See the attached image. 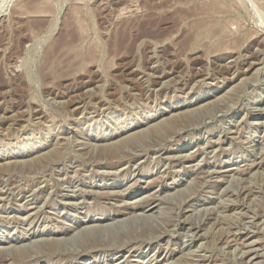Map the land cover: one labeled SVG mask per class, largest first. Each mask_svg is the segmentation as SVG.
Returning a JSON list of instances; mask_svg holds the SVG:
<instances>
[{
    "label": "rangeland",
    "instance_id": "rangeland-1",
    "mask_svg": "<svg viewBox=\"0 0 264 264\" xmlns=\"http://www.w3.org/2000/svg\"><path fill=\"white\" fill-rule=\"evenodd\" d=\"M262 4L0 0V264H264Z\"/></svg>",
    "mask_w": 264,
    "mask_h": 264
},
{
    "label": "bare ground",
    "instance_id": "bare-ground-1",
    "mask_svg": "<svg viewBox=\"0 0 264 264\" xmlns=\"http://www.w3.org/2000/svg\"><path fill=\"white\" fill-rule=\"evenodd\" d=\"M120 1V0H119ZM122 1V0H121ZM117 2V1H116ZM119 3V2H118ZM117 3V4H118ZM125 3V2H124ZM133 3V2H132ZM129 4H130V2H129ZM126 5V4H124L125 6H121V3H120V5L119 6H121L120 8H121V10L123 11V10H132L131 8H134V7H132V6H130V5ZM251 4V3H250ZM13 5V4H12ZM133 5V4H132ZM152 5V4H151ZM262 5H264V4H262ZM118 6V7H119ZM36 7V6H35ZM120 8L118 9V10H120ZM136 8V7H135ZM136 10V9H135ZM112 11V10H111ZM122 11H121V13H122ZM21 12V11H20ZM120 12V11H119ZM125 12V11H124ZM144 12V11H143ZM127 13V12H126ZM112 14V13H111ZM128 15V14H127ZM2 21V20H1ZM1 26V25H0ZM260 30V29H259ZM257 33V32H256ZM257 50V49H256ZM152 55V54H151ZM261 61V60H260ZM247 69V68H246ZM209 73V72H208ZM149 76V75H148ZM109 81V80H108ZM166 82V81H165ZM161 86V85H160ZM63 102V101H62ZM36 103V102H35ZM26 110V109H25ZM146 130V129H145ZM118 134V133H117ZM48 155V154H47ZM41 156V155H40ZM49 156V155H48ZM6 162V161H5ZM48 162V161H47ZM10 163V162H9ZM24 163V162H23ZM5 164V163H4ZM27 164V163H26ZM35 167V166H34ZM24 168V167H23ZM26 169V168H25ZM263 171V170H262ZM239 172H241V171H239ZM244 173H245V171H243ZM73 174V173H72ZM239 174V173H238ZM242 174V173H241ZM36 175V174H35ZM74 175V174H73ZM32 177V176H31ZM49 179V178H48ZM259 187V186H258ZM237 202V201H236ZM236 205V204H235ZM255 210V209H254ZM258 216V215H257ZM255 221V220H254ZM262 221V220H261ZM257 222V221H256ZM263 222V221H262ZM238 223V222H237ZM258 223H259V221H258ZM260 224V223H259ZM258 224V225H259ZM241 225V224H240ZM199 227V226H198ZM248 227V226H247ZM243 228V227H242ZM262 228V227H261ZM251 229V228H250ZM261 230V229H260ZM234 234V233H233ZM232 234V238H231V240H236V237L238 236V235H236V234H234L233 235ZM228 239V238H227ZM238 239V238H237ZM225 241V240H224ZM236 242V241H235ZM70 247V246H69ZM235 248V247H234ZM259 248V247H258ZM190 250V249H189ZM205 251V250H204ZM233 251V250H232ZM259 255V254H258ZM190 257V256H189ZM196 258V257H195Z\"/></svg>",
    "mask_w": 264,
    "mask_h": 264
}]
</instances>
